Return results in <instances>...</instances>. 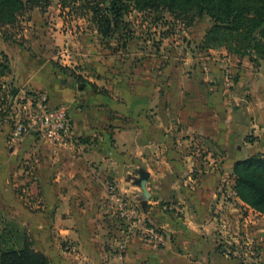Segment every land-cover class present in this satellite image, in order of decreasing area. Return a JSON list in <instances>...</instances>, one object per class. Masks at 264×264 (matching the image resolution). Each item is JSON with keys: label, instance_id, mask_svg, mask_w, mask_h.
I'll use <instances>...</instances> for the list:
<instances>
[{"label": "crops", "instance_id": "obj_1", "mask_svg": "<svg viewBox=\"0 0 264 264\" xmlns=\"http://www.w3.org/2000/svg\"><path fill=\"white\" fill-rule=\"evenodd\" d=\"M10 29H0V62L4 54L10 69L0 78V105L15 108L30 95H46L50 107H68L73 137L60 145L33 131L13 140L4 112L0 223L25 229L51 264H264V215L225 196L234 164L264 153L263 95L247 92V104L237 109L213 65L202 76L203 62L188 72L160 56L136 59L131 45L127 58L112 52V60L88 59L78 70L88 75L85 88L76 90L41 54L34 59L10 45ZM253 78L241 83H260ZM246 130L257 137L254 144ZM142 172L149 180L140 185ZM112 187L166 235V247L135 236L118 250L126 221L111 211ZM71 243L78 253L68 250ZM245 244L255 247L252 262Z\"/></svg>", "mask_w": 264, "mask_h": 264}, {"label": "rangeland", "instance_id": "obj_2", "mask_svg": "<svg viewBox=\"0 0 264 264\" xmlns=\"http://www.w3.org/2000/svg\"><path fill=\"white\" fill-rule=\"evenodd\" d=\"M185 1L179 0L181 3L190 2L191 6L187 3L189 8L195 7V9L180 12L171 9L170 5H162L158 10L149 8L139 11L137 6L131 2L133 4L132 11L127 21L131 22L136 35V40L131 43V49L137 50L134 51L138 55L136 59L148 60L160 56V60L164 62L174 60L185 64L184 67L188 72L191 71L193 65H196V62L197 64L203 62L206 65L200 69L202 76L206 74L209 76L207 67L209 64L213 65L217 69L215 76L221 75L220 79L223 80L228 95L233 97V106L237 109L241 108L238 105L242 104L240 102L247 104V92H256L257 95L264 96V60L260 59L254 50L247 53L245 50L235 52V50L240 49V44H234L230 48L228 44L232 38L230 36L225 38L222 33L216 36L215 41H211V44L215 46L206 49L203 44L206 35L215 24V19L211 18L208 13L200 14L195 6L198 0ZM50 3V6L46 8L20 11L16 14L26 16L20 20L18 27L9 30V34L12 35L10 45H17L18 48L21 46L30 50L29 52L34 59H37L41 54V59H46L49 65H53L60 73L64 74L66 77L64 80L67 84L69 80H74V89L79 90L80 85L85 88L81 80L84 79L86 83L88 75L85 73L81 75L82 72L78 70L84 67L88 59L92 61V57L95 58L94 61L102 60L103 57L112 60L110 56H112L113 51L94 32L96 31L95 27L82 16L85 13L80 9V5L84 3L82 0H76L77 11L75 12L71 10L72 0H67V8H64L61 0H51ZM236 3L237 1H233L231 7L235 6ZM247 6H249L248 3ZM247 6L244 7L247 9ZM38 15H43L46 18L40 19ZM152 15L155 17L159 15L166 28L156 26ZM251 16L250 13H247L246 17ZM28 17L31 19L29 23ZM192 17V24H190ZM162 47L164 48L163 51ZM117 53L123 54L121 59L127 58V52ZM260 53L264 55L263 52ZM64 69L68 70L66 74ZM256 76L260 78V83H256L257 85H253L251 82H247L245 85L241 83L242 78L247 80L254 77L253 79H255ZM79 77L81 79L78 80ZM235 98L239 100H235ZM243 133L244 135L247 133L246 142L254 144L257 139L254 132L246 130ZM259 154H263V152ZM231 188L229 185L227 191L232 190ZM124 197L130 201L126 195ZM117 244L116 247L120 251ZM126 247H128V243Z\"/></svg>", "mask_w": 264, "mask_h": 264}, {"label": "trees", "instance_id": "obj_3", "mask_svg": "<svg viewBox=\"0 0 264 264\" xmlns=\"http://www.w3.org/2000/svg\"><path fill=\"white\" fill-rule=\"evenodd\" d=\"M69 1V0H68ZM79 1V0H78ZM80 9L85 11L84 18L98 32L102 42H106L113 52L125 51L136 40L132 24L127 21L134 3L139 11L146 9L158 10L162 5H170L174 11H192L188 4L179 0H82ZM185 1V0H183ZM233 1L236 5L231 7ZM51 0H0V29L15 28L26 15H16L20 11H32L36 8L50 6ZM64 8L67 0H61ZM74 2V3H73ZM76 0H72L71 10L77 11ZM132 2V3H131ZM186 2V1H185ZM247 3L249 6H247ZM247 6V9L244 6ZM196 9L200 14L208 13L215 19V24L206 35L203 46L210 49L211 41H215L219 33L230 36L228 46L240 44L235 52L254 50L260 59L264 60V0H198ZM247 13L251 17H246ZM156 26L166 28L160 16L152 15ZM29 18V17H28ZM190 20V19H189ZM193 17L190 20L192 24ZM161 22V23H160ZM161 24V25H159ZM163 34V33H162ZM4 37L7 35L4 32ZM112 41V42H110ZM206 42L208 43L206 45ZM110 43V44H109ZM226 43V42H225ZM260 53V54H259ZM7 57L2 54L0 62V78L9 72ZM66 74L68 70H63ZM81 79L80 77L78 80ZM81 82L85 84L82 79ZM80 83V82H79ZM81 84V83H80ZM5 91L0 87V97H5ZM9 111V109H8ZM6 112L9 116L10 112ZM5 116L4 112L0 117ZM232 192L242 202L264 215V153L255 154L242 161H237L232 171ZM252 252H255L253 246ZM256 256L253 255L252 259ZM239 258V257H238ZM0 264H51L49 258L34 249L33 242L27 231L15 222L4 220L0 223Z\"/></svg>", "mask_w": 264, "mask_h": 264}, {"label": "built area", "instance_id": "obj_4", "mask_svg": "<svg viewBox=\"0 0 264 264\" xmlns=\"http://www.w3.org/2000/svg\"><path fill=\"white\" fill-rule=\"evenodd\" d=\"M4 97H0V104ZM46 95H30L25 102L15 108L0 105V113L10 112L9 119L13 126V140L22 142L26 136L36 131L45 141L67 145L72 141V119L66 105L50 107ZM227 198L235 197L232 190L226 191ZM111 211L126 221L123 229L124 240L117 245L120 251L126 250V244L132 237L138 236L146 244L153 247H164L167 237L164 233L147 225L146 220L141 217L140 211L131 205L129 200L122 195L116 187H112L109 193ZM67 248L73 253L79 252V247L68 244ZM248 259L252 262V244H247Z\"/></svg>", "mask_w": 264, "mask_h": 264}, {"label": "water", "instance_id": "obj_5", "mask_svg": "<svg viewBox=\"0 0 264 264\" xmlns=\"http://www.w3.org/2000/svg\"><path fill=\"white\" fill-rule=\"evenodd\" d=\"M81 88H82V86H81ZM148 180H149V175L147 173L142 172L138 182L140 185H143L146 182H148Z\"/></svg>", "mask_w": 264, "mask_h": 264}]
</instances>
